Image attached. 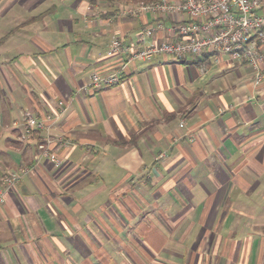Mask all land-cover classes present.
Here are the masks:
<instances>
[{"label": "crops", "instance_id": "1", "mask_svg": "<svg viewBox=\"0 0 264 264\" xmlns=\"http://www.w3.org/2000/svg\"><path fill=\"white\" fill-rule=\"evenodd\" d=\"M150 1L0 0V185L32 169L0 204V264H264V82L224 53H111L174 39L120 12ZM28 111L56 120L23 140Z\"/></svg>", "mask_w": 264, "mask_h": 264}, {"label": "built area", "instance_id": "2", "mask_svg": "<svg viewBox=\"0 0 264 264\" xmlns=\"http://www.w3.org/2000/svg\"><path fill=\"white\" fill-rule=\"evenodd\" d=\"M120 12L123 16L132 17L149 13L157 20L155 27L142 29V39L152 37L164 28L162 18H174L169 30L174 39L167 38L137 50L115 40L111 53L128 52L129 62L150 61L156 56H171L183 61L210 52L224 53L251 67L255 71L256 84L264 82V0H158L127 6ZM126 68L127 64H123L110 75L94 74L88 87L113 86L119 82ZM55 120L56 116L51 114L37 120L28 111L22 139H28L36 129L47 128ZM55 142L65 145L67 140L63 137L51 140V144ZM40 148L47 160L56 167L62 166V160L56 153L45 146ZM31 173L32 169L23 167L5 175L0 185V204L5 202L6 194L17 186L22 177Z\"/></svg>", "mask_w": 264, "mask_h": 264}]
</instances>
